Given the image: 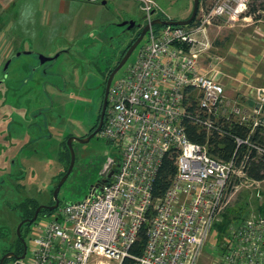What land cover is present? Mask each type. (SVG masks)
Instances as JSON below:
<instances>
[{
	"label": "built area",
	"instance_id": "2783aa9c",
	"mask_svg": "<svg viewBox=\"0 0 264 264\" xmlns=\"http://www.w3.org/2000/svg\"><path fill=\"white\" fill-rule=\"evenodd\" d=\"M249 1L214 0L199 7L187 25H149L135 60L108 88L98 135L114 143L117 152L81 200L67 201L33 221L26 253L14 264H121L143 223L148 224L147 241L136 264H197L204 250L215 264H264L262 212L229 219L220 242L215 228L226 213L228 189L237 187L233 179L260 188L264 182L246 173L248 152L264 154V144L250 137L255 129L264 130V87L248 77L239 80L238 89L244 88L252 108L244 112L231 102L222 59L210 53L208 33V25L223 17L254 19L246 14ZM139 3L146 23L160 11L154 0ZM192 100L196 106L191 108ZM185 120L207 133L232 137L231 156H213L206 144L191 140ZM224 121L247 124L249 134L226 131ZM242 144L249 151L237 162ZM173 151L175 173L154 199L152 185L162 158ZM262 194L258 189L264 206Z\"/></svg>",
	"mask_w": 264,
	"mask_h": 264
},
{
	"label": "rangeland",
	"instance_id": "374dc122",
	"mask_svg": "<svg viewBox=\"0 0 264 264\" xmlns=\"http://www.w3.org/2000/svg\"><path fill=\"white\" fill-rule=\"evenodd\" d=\"M46 1L0 0V227L5 233L0 234V257L14 249L17 238L19 213L9 207L25 198L39 204L53 203L52 191L68 164L67 139L85 137L96 122L103 95L104 60L116 59L111 46L120 40L126 43L133 31L119 23L145 22L137 0H55L63 13L58 24L45 29L47 24L40 23L39 18ZM154 1L160 10L155 14L160 18L162 14L187 18L192 10V0ZM199 2L207 7L214 0ZM257 3L259 20L223 17L208 25L212 41H218L210 53L222 59L227 95L244 112L251 110L252 102L245 97L243 87L238 89L239 80L248 77L255 86L264 84V0ZM145 39L146 34L113 79L135 60ZM24 50L32 52L15 55ZM57 52L56 58L39 62L38 53L53 56ZM9 56L12 61L6 77L3 63ZM44 68L55 74L43 73ZM23 79L26 81L21 82ZM260 136L264 137V130ZM72 147L74 162L58 192L61 205L81 200L101 179L107 158L118 150L98 133L85 142L72 140ZM233 180L237 187L230 186L227 191L229 219L249 211L263 213L257 190L262 194L264 182L260 188L244 178ZM215 228L220 242L225 225ZM31 230V224L22 229L26 243ZM214 262L212 254L204 250L197 264ZM4 264H14V259L7 257Z\"/></svg>",
	"mask_w": 264,
	"mask_h": 264
},
{
	"label": "trees",
	"instance_id": "16d2710c",
	"mask_svg": "<svg viewBox=\"0 0 264 264\" xmlns=\"http://www.w3.org/2000/svg\"><path fill=\"white\" fill-rule=\"evenodd\" d=\"M258 0H250L248 4V10L246 14L251 15L253 18L257 19L260 18V13L259 11V5L257 3ZM165 16L162 14L161 18H164ZM193 22V21H192ZM191 22V23H192ZM157 26L160 24H156ZM218 41H213V44H217ZM124 49L122 50L123 54ZM191 108L195 107L196 104L192 100L191 103ZM98 118L96 119V121ZM96 124V123H95ZM185 125V130L186 133L188 134L189 138L195 142L201 143V144H206L207 145V150L208 152L216 157L222 158V159H228L233 151L236 148V144L233 141L232 137L224 135V136H219L216 133H207L204 129L198 128L196 125L192 124L188 120L184 121ZM223 127L226 131L231 132L232 134H236L240 137H245L249 134V127L245 123H240L238 121H224L223 122ZM250 137L253 140H256L258 142H261L264 144V137L260 136V130L255 129L253 133L250 134ZM67 152L69 153L68 148H66ZM247 147L246 145L242 144L238 147L237 149V162H239L240 158L242 157L243 154L247 153ZM249 153V158L247 160V166H246V173L249 177L253 179H264V154L261 156H255V153L248 152ZM60 156H61V151H60ZM70 156V154H69ZM174 156L175 152H169L165 153V155L162 158L161 164L159 166L156 178L153 182L152 185V195L154 199L160 198L166 188L168 187L171 177L175 173L176 166L174 163ZM69 162V158H68ZM68 166V164H67ZM39 205L38 202H36L33 198H25L23 201L20 203H17L13 206H10L9 209L11 210H18L20 220L26 217H31L33 215V212L35 208ZM60 202L59 205L60 206ZM264 207V206H263ZM264 208H262L263 210ZM54 212V210H47V209H42L38 215L44 216V215H50ZM264 214V212H263ZM149 213V217H150ZM37 217V218H38ZM229 220L228 215L225 213L223 220L220 223H216V225H221L224 226L225 223ZM32 223L25 222L20 228V235L23 237L22 229ZM2 227H0V234L5 235L4 230H1ZM147 229H148V224L143 223L141 227L139 228L137 232V236L135 240L132 242L131 247L129 249V255L125 256L121 262V264H136V257L140 256L143 252V249L145 247L146 241H147ZM217 230V229H216ZM218 232V230H217ZM219 234V232H218ZM17 236V234H16ZM1 240V239H0ZM13 248L11 251L16 254L20 255L23 250V245L20 237L17 236L15 238V241L13 242ZM15 259L14 257H12Z\"/></svg>",
	"mask_w": 264,
	"mask_h": 264
},
{
	"label": "water",
	"instance_id": "95a60500",
	"mask_svg": "<svg viewBox=\"0 0 264 264\" xmlns=\"http://www.w3.org/2000/svg\"><path fill=\"white\" fill-rule=\"evenodd\" d=\"M192 10L190 15L185 18V19H171V18H160V17H154L153 19H151V21L149 23H145L139 33V35L134 39V41H132L129 45H127L124 49V52L122 54V57L120 58L119 62L117 63V65L109 72L107 79H106V84H105V88H104V93H103V98H102V110L100 113V119L98 121L97 126L85 137H75V136H70L67 139V147L69 149V162H68V166L65 170V172L62 174V176L60 177V179L58 180L56 186L54 187L53 191H52V197H53V203L50 204H39L37 205V207L35 208L33 215L31 217H26L23 218L19 221V223L17 224L16 227V234L18 237H20L21 241H22V245H23V250L22 253L20 255H16L14 254L12 251H8L6 253H4L1 257H0V264H4V261L7 257H14L15 259H21L24 257L25 253H26V248H27V243L26 241L21 237L20 235V227L25 223V222H29L32 223L39 215L40 211L42 209H47V210H54L55 208L58 207L59 205V198H58V192L59 189L62 185V183L65 181L68 173L70 172L73 162H74V157H75V153L72 147V140H77L80 142H85L87 140H89L92 136H94L96 133H98V131L100 130L102 123H103V115L105 112V108H106V103H107V93H108V88L111 82V79L113 77V75L117 72V70L125 63V61L127 60L128 56L130 55V53L132 52V50L136 47V45L139 43V41L142 39V37L144 36V34L146 33L148 27L150 24H160V25H187L189 23H191L197 14L198 8H199V0H192ZM119 25H126V30H131L135 27H140L141 23H136L134 20H124L122 22L119 23ZM21 52H25V53H30L31 51H18L15 53V55H19ZM59 52H57L56 54H54L53 56H45L43 54L38 53V59L40 63H43L45 61L51 60L53 58H56L58 56ZM11 59H8L4 66H3V70H5L9 64ZM2 80H0L1 82Z\"/></svg>",
	"mask_w": 264,
	"mask_h": 264
},
{
	"label": "flooded vegetation",
	"instance_id": "af4514ba",
	"mask_svg": "<svg viewBox=\"0 0 264 264\" xmlns=\"http://www.w3.org/2000/svg\"><path fill=\"white\" fill-rule=\"evenodd\" d=\"M145 23H146V21L144 22V24ZM144 24H141L140 27H135V28L132 29L133 31H132V33H131V35H130V37H129V39H128V41L126 43L122 42V40H120V41H118V45H112L111 46V53L114 54V56L117 54V56H116V59L115 58H110V59L104 60V65L103 66L105 67V72H104L103 93H104V88H105L107 76H108L109 72L117 65V63L119 62L120 58L122 57V54H121L122 50L125 49V47L127 45H129L132 41H134V39L139 35V33H140V31H141V29H142ZM124 26L126 27V25H124ZM66 51L69 52L70 48H68V50H66ZM8 59H11L10 62H9V64H10L11 61H12V56L7 57L3 64H5V62ZM9 64H8L7 68L3 71V74L6 73V77L9 74L8 73L9 72V70H8ZM35 70H36V67H33V71H35ZM43 73H45V74L49 73V74H52V75L55 74V72L48 71L46 68L43 69ZM25 81H26V79H23L21 82H25ZM111 81H112V79H111ZM53 87H55L57 90H61V88H57L56 86H53ZM102 98H103V95H102ZM101 110H102V100H101V104L99 106L98 117H97L98 120L95 122L96 124L94 123L92 125V127H90V129L88 130V132L84 136L88 135L97 126L98 121L100 119ZM103 120H104V117H103Z\"/></svg>",
	"mask_w": 264,
	"mask_h": 264
},
{
	"label": "crops",
	"instance_id": "0c3cea01",
	"mask_svg": "<svg viewBox=\"0 0 264 264\" xmlns=\"http://www.w3.org/2000/svg\"><path fill=\"white\" fill-rule=\"evenodd\" d=\"M90 1L95 2L96 0H88L87 2L89 3ZM102 3H106V0H100ZM139 1V0H137ZM59 2H55V0H47L44 3V6H42L41 9V16L39 18L40 23L42 24H47V26H44L45 29H47V27H51L54 26L57 22H58V16L61 15L63 12L61 11L60 7L62 5L57 4ZM193 3V2H192ZM140 4V3H139ZM140 6V5H139ZM201 3L199 2V7H201ZM156 13V12H155ZM153 14V17H158L156 14ZM165 16V15H164ZM166 18L168 17L167 15L165 16ZM171 19H175V17H168ZM176 19H185V17H176ZM255 20H259L258 18ZM264 21V20H263ZM89 23H91V21L89 20ZM58 24V23H57ZM264 26V25H263ZM212 40V39H211ZM212 45L213 41H212ZM32 52V51H31ZM13 73H15V71H12ZM264 87V84L262 85ZM228 89V86H226V90Z\"/></svg>",
	"mask_w": 264,
	"mask_h": 264
}]
</instances>
